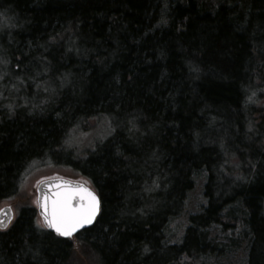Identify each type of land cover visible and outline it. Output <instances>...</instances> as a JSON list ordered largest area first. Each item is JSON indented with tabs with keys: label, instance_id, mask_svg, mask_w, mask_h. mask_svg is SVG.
<instances>
[{
	"label": "trees",
	"instance_id": "1",
	"mask_svg": "<svg viewBox=\"0 0 264 264\" xmlns=\"http://www.w3.org/2000/svg\"><path fill=\"white\" fill-rule=\"evenodd\" d=\"M0 34V203L47 156L99 199L70 238L22 203L0 264H264V0H0Z\"/></svg>",
	"mask_w": 264,
	"mask_h": 264
},
{
	"label": "rangeland",
	"instance_id": "2",
	"mask_svg": "<svg viewBox=\"0 0 264 264\" xmlns=\"http://www.w3.org/2000/svg\"><path fill=\"white\" fill-rule=\"evenodd\" d=\"M2 34H0V38ZM0 50L3 48L0 47ZM4 63V62H3ZM2 63V64H3ZM2 72L0 71V100L4 98V96L8 94H18L22 95V91L15 86L11 85L9 88H4L2 80H1ZM3 78V76H2ZM19 82H16L18 84ZM37 86V85H36ZM105 121L101 122L99 120L92 122L90 128L86 130H78L73 131L69 134L67 139L66 147L74 149L76 151L83 150L84 148L90 146L94 141L102 140L104 136L107 134H103L101 130L102 124ZM108 124L105 123L104 131L106 130ZM63 154V152H62ZM63 156V155H62ZM53 159L47 156L45 159L33 161L30 163L27 168L22 172V188L20 194L16 198L9 199L7 201H3L0 203V207L4 205H10L14 215L16 216L18 206L24 202H33L35 200V185L42 179L49 176H66V177H79L75 175L70 169L56 166L53 164ZM201 184L202 181H198V184L195 189H193L188 196V203L190 208H194L199 202L202 201L201 195ZM187 215L184 214L180 218L177 219V223H180L179 235L182 234L186 221ZM178 232V231H176Z\"/></svg>",
	"mask_w": 264,
	"mask_h": 264
},
{
	"label": "snow or ice",
	"instance_id": "3",
	"mask_svg": "<svg viewBox=\"0 0 264 264\" xmlns=\"http://www.w3.org/2000/svg\"><path fill=\"white\" fill-rule=\"evenodd\" d=\"M42 208L44 226L68 237L81 225L92 222L97 214L98 202L94 193L83 187L63 188L50 197L45 196ZM3 227L6 224L0 221V228Z\"/></svg>",
	"mask_w": 264,
	"mask_h": 264
},
{
	"label": "water",
	"instance_id": "4",
	"mask_svg": "<svg viewBox=\"0 0 264 264\" xmlns=\"http://www.w3.org/2000/svg\"><path fill=\"white\" fill-rule=\"evenodd\" d=\"M76 187H83V188L91 191L92 193H94V195L97 198V202H98L97 214L92 218L91 223L81 225L79 228H77L72 233L71 236L66 237V236L59 235L55 231V229L44 226L43 217L41 215V213L43 212L42 205L44 203L45 196L50 197V196H52L53 193L61 191L63 188H76ZM34 204H35V207L37 210L38 217H39L40 222L43 225V227L47 231L53 233L54 235L59 236V237H63V238H70L73 235H75L77 232H79L80 230L91 226L93 224L95 218L97 217L98 212H99L98 196L96 195L94 190L90 187V185L87 182L80 181V180H72V179H68L65 177H61V176L47 177V178L40 180L36 184ZM12 219H13V211H12L11 207L9 205H4V206L0 207V221H2L4 224H6V227L9 225V223L12 221ZM6 227L0 228V229L2 230V229H5Z\"/></svg>",
	"mask_w": 264,
	"mask_h": 264
}]
</instances>
